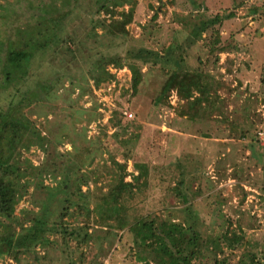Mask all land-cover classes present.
Wrapping results in <instances>:
<instances>
[{
  "label": "trees",
  "instance_id": "obj_1",
  "mask_svg": "<svg viewBox=\"0 0 264 264\" xmlns=\"http://www.w3.org/2000/svg\"><path fill=\"white\" fill-rule=\"evenodd\" d=\"M19 1H25L30 14L23 24L17 21L19 15L15 6ZM82 1L0 2V18L9 19L12 29V34L5 38L0 35V99L3 90L10 89L11 93L8 101L0 103V257L20 260L24 254L38 255L37 248L52 245L51 237L56 236L66 246L70 241L76 244L72 246L69 264H85L84 252L74 257L78 250L99 243L102 245L105 241L112 244L116 231L127 230L137 247L136 259L147 264L153 261L154 264H228L227 257L221 258L219 253L225 254V249L235 250L242 245L243 236L228 230L217 236L209 232L203 234L198 213L193 204H188L189 198L199 191V188L194 189L197 172L189 170L186 165L185 170L183 159L174 165L178 173L173 176L174 184L171 187L176 198L183 200L182 204L186 205L187 217L183 222L144 213L142 205L146 198L141 201L140 197L150 183L151 163L137 160L134 163L137 173L129 172L127 161H117L115 156L110 155L106 158L111 161L110 164L104 162L98 169L102 174L106 171L110 179L100 185V180L106 177L95 174L94 169L99 168L97 166L101 158L104 159V151L99 153L96 148L102 145V137L100 134L89 135L90 122L96 121L100 115L98 104L83 109V106H77L72 101L65 107L59 106V99H70L76 89L81 91L78 97H82L86 93L88 77L94 80L96 86L102 81L113 79L114 74L107 68L108 64L122 67L127 63L132 71V89L137 94L144 78L140 62L154 66L161 63L163 68L169 67L171 72L153 99V105H170L169 97L176 91L182 102L177 108L178 114L195 120L199 117L200 109L207 107L203 101L211 89V83L208 72L200 65L202 58L197 55L196 49L190 56L197 62L196 66L190 65L183 53L188 46L202 38L204 32L213 29L224 19L231 18L233 14L218 13L210 18L196 14L198 19L193 20L178 16L176 27L179 28L181 23L180 29L189 31L183 49L184 44H170L160 52L142 47L128 50L126 57L112 54L105 56L91 53V49H76L75 38L62 33V19L68 13L62 11L69 8L73 14L80 8ZM91 1L95 6L90 12L94 29L100 26L103 35L110 41L127 44L129 31L126 26L133 20L137 0ZM126 4L130 5L129 9H118ZM252 11L256 13L258 8ZM101 12L109 14L111 21L101 18ZM116 15L121 18H116ZM53 46V53L59 54L63 49L65 55H71L72 64L79 65L72 71L69 87L64 84L63 73L48 81L41 80L40 73H34L37 58ZM225 49L220 48V52ZM211 51H214L213 47ZM41 106L65 111L70 118L57 121L52 128L43 131L32 116L36 113L35 109ZM82 113H88L92 118L78 130L76 123L82 118L79 119ZM45 116L48 118V113ZM111 123L116 129L115 135L119 129L122 135H127L120 143L128 146L126 159L131 158L134 147L131 143L137 142L141 136L138 132H131L130 128L138 129L142 124L137 117H126L120 110L113 111ZM243 123L244 119L239 121L235 131L239 127L242 136L247 133L252 135V126ZM65 142L70 143L71 149L59 148ZM33 147L44 153L39 164L26 155ZM249 148L264 170V145H260L257 135ZM98 157L96 165L94 163ZM193 166L196 167V164L193 163ZM128 175L132 176L131 180L126 179ZM233 175L240 177L237 172H233ZM47 177L51 178L52 183H46ZM160 178L165 177L161 175ZM84 186L86 189H83ZM28 195L37 210L24 208L18 215L17 205ZM66 249L62 248L63 251ZM237 264H264V251L244 252Z\"/></svg>",
  "mask_w": 264,
  "mask_h": 264
},
{
  "label": "rangeland",
  "instance_id": "obj_2",
  "mask_svg": "<svg viewBox=\"0 0 264 264\" xmlns=\"http://www.w3.org/2000/svg\"><path fill=\"white\" fill-rule=\"evenodd\" d=\"M0 2L6 3V0ZM129 7L126 4L118 9ZM255 7L258 8L256 13L252 11ZM15 8L19 15L18 24H23L30 17L25 1L17 2ZM94 9L91 0H83L73 14L69 8L64 9L62 13H68L62 19V33L75 38L76 49H91L94 54L122 57L128 50L142 47L160 52L170 44L182 46L189 31L183 32L181 23L179 28L176 27L178 16L193 20L198 19L196 14L207 18L218 13L233 14L204 32L203 37L183 53L189 64L196 66L197 62L190 58L196 49L197 55L202 58L200 65L208 72L211 83V89L203 101L207 107L200 109L197 119L178 114L177 108L182 102L176 91L169 97L170 105H153V99L171 72L161 63L154 66L140 62L144 78L137 94L132 89V71L127 63L124 61L122 67L108 64L107 68L114 74L113 79L96 86L94 80L88 77L86 93L78 97L81 91L76 89L70 99H59V106L68 107L72 101L77 106H83V109L98 104L99 118L89 124V135L100 134L102 137V145L96 148L99 153L104 151V159L101 158L97 167L104 162L110 164L111 161L106 160L110 155L115 156L117 161H127L129 172L137 173L134 169L137 160L151 163L150 183L140 197L141 201L146 198L142 205L144 213L177 222L186 219V205L176 198L171 187L174 184L173 176L178 173L174 165L183 159L185 170L188 168L197 172L194 189L199 188V191L189 198L188 204L194 205L203 234L209 232L217 236L228 230L243 236L242 245L233 251L225 249L226 253H219V257L226 256L228 264H237L244 252L264 251V170L249 148L256 135L260 145H264V0H137L133 20L126 26L129 40L125 45H121L120 41H110L103 35L100 26L94 29L90 15ZM100 17L111 21L110 15L104 12ZM115 17L121 18L120 15ZM11 30L9 19L0 18V35L5 38L12 34ZM54 47L37 58L34 73H40L44 81L63 73L64 84L69 87L72 71L79 65L72 64L71 55H65L63 49L59 54L53 53ZM184 47L186 44L182 49ZM220 48L226 49L220 52ZM34 78L37 79V75ZM34 83L32 81V85ZM9 91H2L0 103L9 100ZM115 110L122 111L126 117H137L142 124L138 129L130 128L131 132H138L141 137L135 143L132 141L134 147L129 159H126L128 146L120 143L127 135H122L120 129L115 135L116 129L112 127L111 118ZM35 112L32 116L43 131L52 128L57 121L70 118L65 111L60 112L50 106H41ZM91 118L88 113L80 114V120L76 123L78 130ZM243 119V124L252 126V135L247 133L242 136L239 127L235 131V126ZM59 148L71 149V145L65 142ZM26 155L36 164L44 158L42 150L36 147ZM98 160L99 157L94 164L97 165ZM98 169L101 168L94 169V173L106 177L99 182L103 185L110 175L106 171L102 174ZM233 172L240 177L234 176ZM161 175L165 178L161 179ZM126 179L131 180L132 176L128 175ZM46 183H52L51 178L47 177ZM24 208L37 210L29 195L17 205L16 213L20 215ZM115 233L112 244L105 241L102 245L83 247L74 257L77 258L82 251L85 264H147L136 259L137 247L127 230ZM51 239L52 245L37 248L38 255L24 254L20 260L0 257V264H69L75 242L70 241L66 246L56 236ZM52 246L54 248H49ZM62 248L67 249L63 251ZM42 256L45 258L42 259Z\"/></svg>",
  "mask_w": 264,
  "mask_h": 264
}]
</instances>
